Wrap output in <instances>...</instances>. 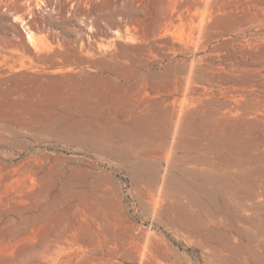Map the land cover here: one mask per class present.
<instances>
[{"label":"rangeland","instance_id":"1","mask_svg":"<svg viewBox=\"0 0 264 264\" xmlns=\"http://www.w3.org/2000/svg\"><path fill=\"white\" fill-rule=\"evenodd\" d=\"M0 264H264V0H0Z\"/></svg>","mask_w":264,"mask_h":264},{"label":"bare ground","instance_id":"2","mask_svg":"<svg viewBox=\"0 0 264 264\" xmlns=\"http://www.w3.org/2000/svg\"><path fill=\"white\" fill-rule=\"evenodd\" d=\"M204 60L205 57H198L193 59L192 68L190 71L191 77H194L195 79L199 80L201 83H203L209 88H213L217 84L218 80H220L222 83H228V79L233 78V76L230 75L228 72L229 67L227 65L218 66L215 65L213 62L205 63ZM168 109V122H170L171 124L170 133L174 137H176L182 130L183 120L188 112L183 104H179L178 98H175L170 102V104L168 105Z\"/></svg>","mask_w":264,"mask_h":264}]
</instances>
